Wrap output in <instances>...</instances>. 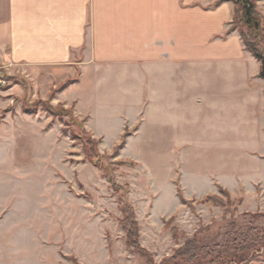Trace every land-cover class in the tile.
Wrapping results in <instances>:
<instances>
[{
    "label": "rangeland",
    "instance_id": "obj_1",
    "mask_svg": "<svg viewBox=\"0 0 264 264\" xmlns=\"http://www.w3.org/2000/svg\"><path fill=\"white\" fill-rule=\"evenodd\" d=\"M33 87L0 59V264H146L120 227L126 208L151 264H187L176 251L193 238L233 256L239 236L264 229L263 97L216 114L204 105L180 148L93 138L95 166L84 123L57 90L43 99ZM247 264H264V248Z\"/></svg>",
    "mask_w": 264,
    "mask_h": 264
},
{
    "label": "crops",
    "instance_id": "obj_2",
    "mask_svg": "<svg viewBox=\"0 0 264 264\" xmlns=\"http://www.w3.org/2000/svg\"><path fill=\"white\" fill-rule=\"evenodd\" d=\"M217 1L0 0V59L43 99L57 90L101 143L180 148L202 130L204 105L216 114L264 98L258 62L228 33L233 5Z\"/></svg>",
    "mask_w": 264,
    "mask_h": 264
},
{
    "label": "trees",
    "instance_id": "obj_3",
    "mask_svg": "<svg viewBox=\"0 0 264 264\" xmlns=\"http://www.w3.org/2000/svg\"><path fill=\"white\" fill-rule=\"evenodd\" d=\"M262 0H218L215 5L222 2H228L233 5L232 21L228 33L236 31L243 44L245 51H247L258 63L259 70L257 78L264 82V13L258 10V4ZM68 85V84H66ZM50 106V105H49ZM49 112L57 115V111H53L47 107ZM68 114V113H67ZM83 130V129H82ZM83 133L91 147L90 157L95 160V166L99 163V156L96 151L99 141L93 140L90 134L85 130ZM125 145V138L121 139L120 144L115 148L116 151L122 149ZM93 152L96 156L93 155ZM225 196L229 197L227 192H223ZM182 204L186 201L177 193ZM217 199L216 196H208L205 203H213ZM120 227L125 233L127 245L146 260V264H151L149 254L139 247L138 239V225L133 217L130 209H125L123 218L120 221ZM238 244L234 248L233 256L226 254L223 249L218 246L214 248L200 247L196 239L188 240L182 248L176 251V256L187 264H200L198 259L202 257V264H247L251 259L264 248V229L252 228L246 234L239 236ZM203 253V255H202ZM207 258V260L205 259ZM201 259V258H200ZM76 263L75 259H72Z\"/></svg>",
    "mask_w": 264,
    "mask_h": 264
}]
</instances>
